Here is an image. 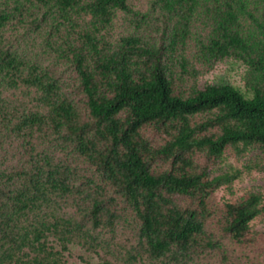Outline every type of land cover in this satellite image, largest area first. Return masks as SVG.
<instances>
[{
  "label": "trees",
  "instance_id": "obj_1",
  "mask_svg": "<svg viewBox=\"0 0 264 264\" xmlns=\"http://www.w3.org/2000/svg\"><path fill=\"white\" fill-rule=\"evenodd\" d=\"M118 12L131 31L112 40ZM197 19L205 31L194 37ZM14 24L47 27L46 45L74 70L77 94L3 46L2 31ZM228 58L248 67L252 97L230 84L176 89L177 78L196 79ZM0 87L32 89L39 104L0 103V149L18 141L24 155L0 168V264H67L76 244L99 253L101 233L123 217L118 201L138 227L122 264H187L219 247L205 238L208 198L242 173L212 175L210 166L228 148L264 154V0H152L147 11L129 0H0ZM148 127L163 143L143 134ZM160 161L168 168L158 170ZM262 216V192L227 201L224 231L242 243Z\"/></svg>",
  "mask_w": 264,
  "mask_h": 264
},
{
  "label": "rangeland",
  "instance_id": "obj_2",
  "mask_svg": "<svg viewBox=\"0 0 264 264\" xmlns=\"http://www.w3.org/2000/svg\"><path fill=\"white\" fill-rule=\"evenodd\" d=\"M129 1L135 9L141 11H147L152 2V0ZM192 29L194 37L205 31L203 23L199 19L194 22ZM46 30L47 27L36 31L28 25H10L1 33L3 46L16 51L28 61L38 63L48 69L53 75L65 81L64 87L67 91H74L77 94L76 74L65 61L47 47ZM129 31H131V25L125 14L118 12L112 27L109 29V39L116 40ZM194 44L195 41L192 39L187 47L186 54L189 57L195 51ZM175 69L176 72H180L178 66ZM247 72L248 67L244 63L228 58L218 62L210 71L201 73L196 79L188 75L180 79L177 78L176 89L188 92L193 86L203 88L207 84H230L247 97H252L253 92L247 86ZM0 97V103L5 101L8 104L32 110L39 108L36 100L37 94L34 90L26 87L19 89L0 87ZM78 99H81V96ZM82 114L83 118L87 119V111L84 106ZM143 134L155 144L163 143L162 137L155 134L149 127L143 130ZM22 153L23 148L20 142L4 144L3 148L0 149V168L20 165V160L24 157ZM70 158L74 165H77L82 175H92L93 171L81 158L74 156H70ZM196 159L200 165L205 164L202 156H197ZM255 162L264 164V154L260 150H252L238 156L232 148H228L224 156L210 166L212 175L234 170H241L242 173L230 187H221L208 198V208L211 214L206 221L205 238L218 243L219 247L200 251L187 264H264V216L252 222V231L242 243L235 241L224 231L225 203L227 201H238L253 191L264 193V171L245 168L247 164L254 165ZM168 166L162 161L156 164V168L160 171L167 169ZM178 201L183 207L194 205L193 201L189 199L180 198ZM116 209L123 217L116 222L113 230H104L101 233L103 249H99V253H96L76 244L71 247L69 253H66L67 264H98L103 259L112 264H122L121 257L137 244L138 227L134 214L125 208L123 202L118 201ZM67 211L69 214L76 215L75 209L72 207H68ZM161 264L172 263L164 262Z\"/></svg>",
  "mask_w": 264,
  "mask_h": 264
}]
</instances>
